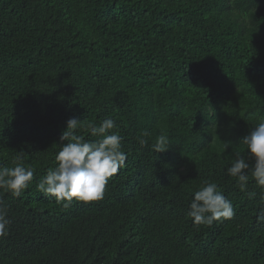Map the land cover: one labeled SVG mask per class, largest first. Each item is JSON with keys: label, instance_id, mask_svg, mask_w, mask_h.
Masks as SVG:
<instances>
[{"label": "trees", "instance_id": "trees-1", "mask_svg": "<svg viewBox=\"0 0 264 264\" xmlns=\"http://www.w3.org/2000/svg\"><path fill=\"white\" fill-rule=\"evenodd\" d=\"M260 115L264 0H0V166L23 152L35 169L19 197L0 189V264H264L262 190L227 174L237 154L254 167L241 139ZM72 118L86 140L118 125L127 159L101 200L37 190ZM204 181L231 219L188 217Z\"/></svg>", "mask_w": 264, "mask_h": 264}, {"label": "clouds", "instance_id": "clouds-1", "mask_svg": "<svg viewBox=\"0 0 264 264\" xmlns=\"http://www.w3.org/2000/svg\"><path fill=\"white\" fill-rule=\"evenodd\" d=\"M257 119L254 129L241 139L255 160L254 167L249 173V164L237 154L227 169V174L236 179L241 191H247L251 176L256 186L262 190L260 195L264 202V115ZM83 126L82 120L76 118L67 121V128L61 136L64 143L55 155L56 167L48 168L46 175L37 184V190L41 193L58 201L101 200L109 178L125 165L127 154L122 150V137L114 119L106 118L99 124H87V131L97 138L95 140H86L84 136L77 134ZM150 136L151 133L147 130L138 134L139 144L148 145L147 138ZM169 146V137L161 134L156 138L152 149L162 153ZM11 163V167L0 166V189L19 197L33 180L35 169L24 163L23 152H18ZM247 194L250 199L257 195L256 192ZM187 215L195 225L211 226L216 221L231 219L235 212L232 202L220 191L218 184L204 181L194 192ZM257 219L264 222V208L260 209ZM10 223L7 209L0 206V237L7 235Z\"/></svg>", "mask_w": 264, "mask_h": 264}]
</instances>
